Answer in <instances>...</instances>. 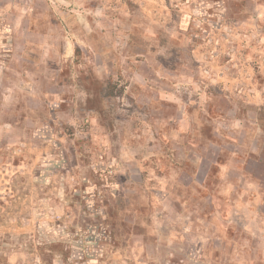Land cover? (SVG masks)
Masks as SVG:
<instances>
[{"label": "rangeland", "instance_id": "374dc122", "mask_svg": "<svg viewBox=\"0 0 264 264\" xmlns=\"http://www.w3.org/2000/svg\"><path fill=\"white\" fill-rule=\"evenodd\" d=\"M252 4L0 0V264H264V105L193 56Z\"/></svg>", "mask_w": 264, "mask_h": 264}, {"label": "crops", "instance_id": "0c3cea01", "mask_svg": "<svg viewBox=\"0 0 264 264\" xmlns=\"http://www.w3.org/2000/svg\"><path fill=\"white\" fill-rule=\"evenodd\" d=\"M263 28L264 0H253L250 11L240 17H223L209 40L193 49V56L204 69V75L217 82L214 85L225 96H239L259 109L264 105ZM196 50L199 55L195 54ZM4 90L6 92L0 96V110L11 107L17 110L21 104L15 102L22 101L27 94H19L10 87ZM205 96L210 99L209 93ZM228 110V115H232V107Z\"/></svg>", "mask_w": 264, "mask_h": 264}, {"label": "trees", "instance_id": "16d2710c", "mask_svg": "<svg viewBox=\"0 0 264 264\" xmlns=\"http://www.w3.org/2000/svg\"><path fill=\"white\" fill-rule=\"evenodd\" d=\"M243 3V2H242ZM244 4V3H243ZM239 6H241V2L239 3ZM245 12H247V11H245Z\"/></svg>", "mask_w": 264, "mask_h": 264}]
</instances>
